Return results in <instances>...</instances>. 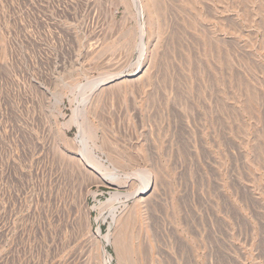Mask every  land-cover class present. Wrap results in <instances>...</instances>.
<instances>
[{"label":"rangeland","instance_id":"obj_1","mask_svg":"<svg viewBox=\"0 0 264 264\" xmlns=\"http://www.w3.org/2000/svg\"><path fill=\"white\" fill-rule=\"evenodd\" d=\"M0 264H264V0H0Z\"/></svg>","mask_w":264,"mask_h":264},{"label":"bare ground","instance_id":"obj_2","mask_svg":"<svg viewBox=\"0 0 264 264\" xmlns=\"http://www.w3.org/2000/svg\"><path fill=\"white\" fill-rule=\"evenodd\" d=\"M141 49H142V47H141ZM141 54H143V53H141ZM140 54V55H141ZM139 61V60H138ZM108 83V82H107ZM90 99V97L89 98H85V101L84 102H88V100ZM83 101V100H82ZM87 104V103H86ZM84 106V105H83ZM84 112V115H85V110L83 111ZM85 121V120H84ZM80 125V124H79ZM86 125V124H85ZM88 138L86 137V135H84L83 136V145H82V148H81V150L79 151V156H80V158L83 160V161H85L86 163H87V165H91L92 166V168L98 173V174H100V176L102 175L101 174V171H102V169H101V167H99V166H102V165H98V163L99 162H97L95 159H94V157H93V155H92V152L90 151L91 150V148H90V150H89V148H88ZM91 168V167H90ZM146 175H148V174H145L144 176H142L141 177V181L143 182V186H142V189L139 191V195L138 196H144V195H146L147 194V190L150 188V184H151V182H150V178H149V176H146ZM110 177V176H109ZM112 178H113V180L115 179V178H118V176L116 177V176H111L109 179H111L112 180ZM112 180V181H113ZM141 186V185H140ZM137 194V193H136ZM129 195V194H128ZM127 195V196H128ZM131 195V194H130ZM118 197V195L116 194V195H114L113 194V196H112V198H111V200H116V198ZM118 207V206H117ZM118 209V208H117ZM116 208H113L112 210H111V216H112V219L115 221L116 220V210H117ZM102 218V217H101ZM106 218V217H105ZM105 218L103 217V221L105 220ZM112 220V221H113ZM123 221V220H122ZM100 234V233H99ZM98 235V234H97ZM105 239L108 241L109 240V236H106L105 237Z\"/></svg>","mask_w":264,"mask_h":264}]
</instances>
